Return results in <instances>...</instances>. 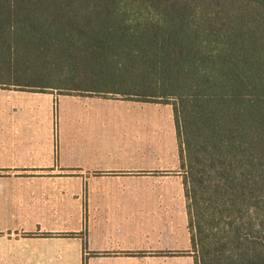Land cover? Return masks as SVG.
<instances>
[{
    "label": "trees",
    "instance_id": "trees-1",
    "mask_svg": "<svg viewBox=\"0 0 264 264\" xmlns=\"http://www.w3.org/2000/svg\"><path fill=\"white\" fill-rule=\"evenodd\" d=\"M3 86L172 106L195 263L264 264V0H0Z\"/></svg>",
    "mask_w": 264,
    "mask_h": 264
},
{
    "label": "crops",
    "instance_id": "crops-1",
    "mask_svg": "<svg viewBox=\"0 0 264 264\" xmlns=\"http://www.w3.org/2000/svg\"><path fill=\"white\" fill-rule=\"evenodd\" d=\"M48 128L0 124V264H196L187 199L142 202L185 193L184 180L141 183L138 172L165 158L77 162L80 146L62 157ZM29 130L45 140L21 134Z\"/></svg>",
    "mask_w": 264,
    "mask_h": 264
},
{
    "label": "rangeland",
    "instance_id": "rangeland-1",
    "mask_svg": "<svg viewBox=\"0 0 264 264\" xmlns=\"http://www.w3.org/2000/svg\"><path fill=\"white\" fill-rule=\"evenodd\" d=\"M41 71L45 75V81L57 83L58 73L47 72L45 69ZM48 73H52V78H49ZM4 78L6 80V77ZM40 80L38 77L34 81ZM84 84L93 91L110 86L108 83L101 84L100 81L98 85L94 80ZM2 110L6 111L8 116H5V112L3 115ZM9 123L45 124L49 127L48 131L52 126L54 133H51L52 138H45L47 142L50 141L58 148L61 146L62 157L68 155L69 146H80H75L73 149V158L77 162H85L91 157L119 161L148 156L165 158L167 163L149 165L153 169L138 172L142 177L141 183L167 182L162 178L164 176L169 177L168 181L174 186L183 184L185 174L181 168L174 110L170 105L130 100L122 95L88 94L78 91L61 94L58 91L39 92L27 88L3 86L0 87V124ZM21 134L31 139L38 136L40 142L45 140L43 133L32 130ZM89 150L93 151L92 154ZM103 166L107 164L103 163ZM120 173L124 172L120 171ZM95 174L98 177L106 176V173L101 171ZM145 177L155 178L147 180L149 178ZM171 198L174 205H181L186 200L185 193H181L173 197L143 195L142 202L143 204L164 203L169 202Z\"/></svg>",
    "mask_w": 264,
    "mask_h": 264
}]
</instances>
